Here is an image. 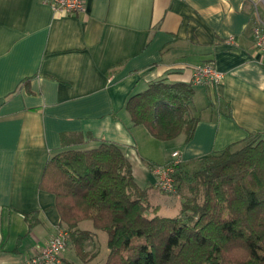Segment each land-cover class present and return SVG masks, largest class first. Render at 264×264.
I'll use <instances>...</instances> for the list:
<instances>
[{
  "label": "crops",
  "instance_id": "1",
  "mask_svg": "<svg viewBox=\"0 0 264 264\" xmlns=\"http://www.w3.org/2000/svg\"><path fill=\"white\" fill-rule=\"evenodd\" d=\"M259 21L264 0H85L76 17L43 0H0V264H21L63 228L54 195L39 188L61 151L120 146L151 205L168 211L175 196L154 187L152 164L264 135V59L251 37ZM208 62L222 78L194 87L188 142L131 126L129 96L158 80L190 83Z\"/></svg>",
  "mask_w": 264,
  "mask_h": 264
},
{
  "label": "trees",
  "instance_id": "2",
  "mask_svg": "<svg viewBox=\"0 0 264 264\" xmlns=\"http://www.w3.org/2000/svg\"><path fill=\"white\" fill-rule=\"evenodd\" d=\"M195 86L158 80L129 96L131 126H143L159 141L183 134L188 142L198 122ZM242 144L188 161L179 155L171 175L175 192L166 194L181 198L173 217L157 215L150 187L137 185L123 150L110 142L57 153L39 188L54 195L82 264L93 259L85 250L91 232L77 228L84 221L107 235L103 264H264V135Z\"/></svg>",
  "mask_w": 264,
  "mask_h": 264
},
{
  "label": "built area",
  "instance_id": "3",
  "mask_svg": "<svg viewBox=\"0 0 264 264\" xmlns=\"http://www.w3.org/2000/svg\"><path fill=\"white\" fill-rule=\"evenodd\" d=\"M50 8L58 14L76 17L84 12L85 0H43ZM251 37L255 53L259 55L260 61L264 59V25L261 21L251 29ZM233 37L228 38L232 42ZM222 75L216 71L212 63H203L193 69L192 82L196 85H214L221 81ZM172 163L156 165L152 167L155 177L154 187L164 194H173L175 184L172 178L173 164L179 160L178 152H172ZM69 245V233L64 228H59L46 244L21 264H69L65 260V252Z\"/></svg>",
  "mask_w": 264,
  "mask_h": 264
},
{
  "label": "rangeland",
  "instance_id": "4",
  "mask_svg": "<svg viewBox=\"0 0 264 264\" xmlns=\"http://www.w3.org/2000/svg\"><path fill=\"white\" fill-rule=\"evenodd\" d=\"M243 145L244 144H239V146L236 147V148H240ZM165 196L169 197L167 195H165ZM173 199H174V204H173V207H172L173 210H171V207H169L168 211H166V209L168 207L166 209H163V202L164 201H162L161 202L162 207H161L160 211L157 213L158 216H160V217H173V216H175V215H177L179 213V211L181 210V198H180L179 195H176ZM81 225L85 229L93 230L90 233V235H91L90 236V240H89L88 243H86L87 245L85 247L86 252L91 254L92 255L91 257H93V259L90 260L87 264H103L105 259H106L107 254H108L107 235H106V233L103 232V231H100V230H94L90 221H84V222L81 223ZM68 247L69 248L71 247L70 244L68 245ZM70 249H71L70 254L75 259L76 264H82L76 258V255H75L72 247Z\"/></svg>",
  "mask_w": 264,
  "mask_h": 264
},
{
  "label": "bare ground",
  "instance_id": "5",
  "mask_svg": "<svg viewBox=\"0 0 264 264\" xmlns=\"http://www.w3.org/2000/svg\"><path fill=\"white\" fill-rule=\"evenodd\" d=\"M182 84V83H181Z\"/></svg>",
  "mask_w": 264,
  "mask_h": 264
}]
</instances>
